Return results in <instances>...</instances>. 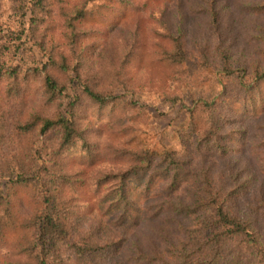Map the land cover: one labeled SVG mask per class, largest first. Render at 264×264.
Listing matches in <instances>:
<instances>
[{"label":"trees","instance_id":"1","mask_svg":"<svg viewBox=\"0 0 264 264\" xmlns=\"http://www.w3.org/2000/svg\"><path fill=\"white\" fill-rule=\"evenodd\" d=\"M11 2L0 264H264V192L239 203L264 177V121L247 126L264 115V0ZM148 57L194 59L221 88L187 107L181 152L94 125L118 90L141 91Z\"/></svg>","mask_w":264,"mask_h":264},{"label":"rangeland","instance_id":"2","mask_svg":"<svg viewBox=\"0 0 264 264\" xmlns=\"http://www.w3.org/2000/svg\"><path fill=\"white\" fill-rule=\"evenodd\" d=\"M105 2L106 0H92V5L99 6ZM1 4L0 25L15 28L18 17L13 12L11 0H1ZM143 65L144 69L138 68L140 75L136 73L143 82L141 91L132 93L125 89L118 90L115 108L105 109L99 120L93 116L94 125H97L98 129L104 125L106 128L116 129L119 137H122V132H127L123 139L134 137L132 146H145L154 151L181 152L184 149L179 131L184 128L183 124L188 115L187 107L196 99L217 96L221 88L214 81L199 82L200 70L194 59L176 67L148 57ZM167 94H179L182 102L172 104L166 99ZM134 102H138L142 110L131 106ZM262 119L264 115L249 121V130L255 128L257 120L264 121ZM109 134L104 133L103 136L107 138ZM259 191L264 192V177L261 175L249 185L248 193L242 196L239 201L241 208L248 209L255 204V196ZM90 197L91 194L88 200Z\"/></svg>","mask_w":264,"mask_h":264}]
</instances>
